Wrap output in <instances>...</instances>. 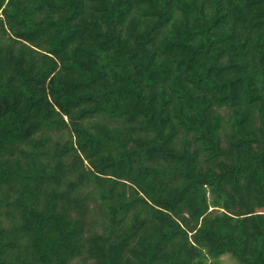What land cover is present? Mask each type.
I'll use <instances>...</instances> for the list:
<instances>
[{
	"label": "trees",
	"instance_id": "1",
	"mask_svg": "<svg viewBox=\"0 0 264 264\" xmlns=\"http://www.w3.org/2000/svg\"><path fill=\"white\" fill-rule=\"evenodd\" d=\"M264 264V0H0V264Z\"/></svg>",
	"mask_w": 264,
	"mask_h": 264
},
{
	"label": "rangeland",
	"instance_id": "2",
	"mask_svg": "<svg viewBox=\"0 0 264 264\" xmlns=\"http://www.w3.org/2000/svg\"><path fill=\"white\" fill-rule=\"evenodd\" d=\"M222 261H223L225 264H234L233 259H231V258L229 257V255H224V256L222 257Z\"/></svg>",
	"mask_w": 264,
	"mask_h": 264
}]
</instances>
